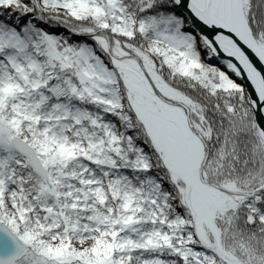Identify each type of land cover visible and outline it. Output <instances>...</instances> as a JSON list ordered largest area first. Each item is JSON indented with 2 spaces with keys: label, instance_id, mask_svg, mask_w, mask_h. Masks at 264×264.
Listing matches in <instances>:
<instances>
[{
  "label": "snow or ice",
  "instance_id": "1",
  "mask_svg": "<svg viewBox=\"0 0 264 264\" xmlns=\"http://www.w3.org/2000/svg\"><path fill=\"white\" fill-rule=\"evenodd\" d=\"M0 264H264V0H0Z\"/></svg>",
  "mask_w": 264,
  "mask_h": 264
}]
</instances>
